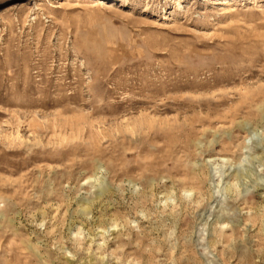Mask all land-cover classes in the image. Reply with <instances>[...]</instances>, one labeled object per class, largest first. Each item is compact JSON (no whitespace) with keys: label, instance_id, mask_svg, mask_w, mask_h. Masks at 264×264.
<instances>
[{"label":"rangeland","instance_id":"rangeland-1","mask_svg":"<svg viewBox=\"0 0 264 264\" xmlns=\"http://www.w3.org/2000/svg\"><path fill=\"white\" fill-rule=\"evenodd\" d=\"M213 1L0 0V264H264V0Z\"/></svg>","mask_w":264,"mask_h":264},{"label":"bare ground","instance_id":"bare-ground-1","mask_svg":"<svg viewBox=\"0 0 264 264\" xmlns=\"http://www.w3.org/2000/svg\"><path fill=\"white\" fill-rule=\"evenodd\" d=\"M217 2H218L217 0L213 1V3H217ZM16 3H17V2H16ZM16 3H10V4L6 5L4 11H1V9H0V14H2V13L6 12V11H8V10L14 8V7H17V6L15 5ZM18 4H19V5H22L21 1H20Z\"/></svg>","mask_w":264,"mask_h":264}]
</instances>
